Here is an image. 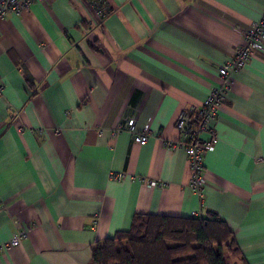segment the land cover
I'll return each mask as SVG.
<instances>
[{
  "label": "crops",
  "instance_id": "crops-1",
  "mask_svg": "<svg viewBox=\"0 0 264 264\" xmlns=\"http://www.w3.org/2000/svg\"><path fill=\"white\" fill-rule=\"evenodd\" d=\"M104 1L96 24L85 0H36L0 20V264H91L93 244L137 213L216 214L244 262L264 264V50L211 122L202 199L185 149L167 145L179 112L221 87L264 0Z\"/></svg>",
  "mask_w": 264,
  "mask_h": 264
},
{
  "label": "trees",
  "instance_id": "trees-1",
  "mask_svg": "<svg viewBox=\"0 0 264 264\" xmlns=\"http://www.w3.org/2000/svg\"><path fill=\"white\" fill-rule=\"evenodd\" d=\"M242 259L226 222L207 217L137 213L129 229L96 241L91 264H228Z\"/></svg>",
  "mask_w": 264,
  "mask_h": 264
},
{
  "label": "built area",
  "instance_id": "built-area-1",
  "mask_svg": "<svg viewBox=\"0 0 264 264\" xmlns=\"http://www.w3.org/2000/svg\"><path fill=\"white\" fill-rule=\"evenodd\" d=\"M36 0H0V20L6 13L21 14L27 10ZM41 1V0H40ZM86 5L94 12L98 23L104 20L109 9L104 0H85ZM264 50V16L257 21L252 22L250 29L245 33L243 43L240 44L233 57L219 67V74L222 79L221 87L212 90L209 96L199 105L193 104L188 108L181 110L175 120V127L180 133L181 139L178 142H167L169 147H183L185 149L187 160L192 170L189 187L203 198V186L206 183V174L203 167V156L207 151L214 148L218 141L215 129L211 122L216 118L218 110L221 108L226 92L233 88L235 79L233 74L245 66L252 57ZM4 88V83L0 79V93ZM126 129L132 133L134 142L144 144L147 142L149 134L147 131L134 132L133 120H128ZM123 130L122 126L114 129L113 133ZM55 132H58L56 130ZM206 134L207 138H202ZM122 173L112 176L119 180ZM16 223V220H13ZM25 237V231L17 230L9 242L10 245L18 244Z\"/></svg>",
  "mask_w": 264,
  "mask_h": 264
},
{
  "label": "rangeland",
  "instance_id": "rangeland-1",
  "mask_svg": "<svg viewBox=\"0 0 264 264\" xmlns=\"http://www.w3.org/2000/svg\"><path fill=\"white\" fill-rule=\"evenodd\" d=\"M226 262H227L228 264H232V263H231V260L227 259V257H226Z\"/></svg>",
  "mask_w": 264,
  "mask_h": 264
}]
</instances>
